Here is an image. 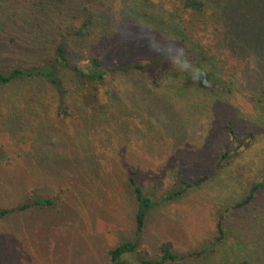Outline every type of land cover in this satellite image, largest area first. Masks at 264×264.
<instances>
[{"label":"rangeland","instance_id":"374dc122","mask_svg":"<svg viewBox=\"0 0 264 264\" xmlns=\"http://www.w3.org/2000/svg\"><path fill=\"white\" fill-rule=\"evenodd\" d=\"M65 1L70 7L79 4L78 0ZM144 1L96 0L93 12L105 10L112 15V21L102 33L99 32V38L77 45L80 50L74 43L75 39L70 38L68 47L76 51L74 62L85 67L89 58L103 49L107 50V64L149 61L158 55L152 48H163L167 52L183 48L187 55L189 51L184 44L163 38V33L141 20L134 11H153L162 14L164 20L175 13L172 23L185 28L188 37L198 45L197 50L202 49L210 62L214 60L220 69L225 67L223 76L228 82L234 76L236 81L232 87L233 94L226 99L229 102L210 107L205 106L211 100L203 97L205 85L199 83H190L187 98L177 105L170 102L165 93L146 95L141 92L142 85L146 86L141 78L129 79L125 88L123 84L115 83L122 90L131 89L126 101L133 106L126 118L127 128L133 133L128 139L115 138L112 141L119 147L127 140L130 150L115 167L118 178H124L140 166L136 176L142 186L163 193L177 176L189 180L209 176V181L202 187L180 201L162 206L151 215L142 247H147L151 257H156V249L161 242L171 241L180 253L207 251L212 257L205 258L206 264H264V109L256 102V99H262L264 90V49L261 50L250 36L247 38L250 47L240 49L237 52L240 56L232 50V46L226 43L228 35L225 29L214 25L220 18L216 19L218 13L213 12L217 7L211 6L213 3L209 0L203 15L185 10L181 0H146L148 4L141 7L140 3ZM10 4L14 9L17 5L20 16L26 13L23 12L24 5L17 4L16 0ZM7 7V3L0 5V15ZM71 12L75 18L74 25L79 28L84 19L83 12L77 8ZM250 19L253 21V17ZM253 22L251 28H264L261 18H255ZM27 37V33L12 26L0 32V68L9 67L17 59L31 60L27 53L21 52ZM158 69L173 73L189 72L170 58ZM224 73L229 74L225 76ZM16 88L9 90V95H14ZM5 93L0 95L2 102L8 95ZM138 108L142 110L137 111ZM149 110L153 118L149 117ZM40 115L28 113L20 124L12 121L14 114L9 113L6 120L10 119V124L22 129L14 136L6 129L9 123L4 119L0 121V151L6 153L5 159L0 161V205L12 207L19 203V198L26 195L25 190L54 193L67 189L69 180L61 177L69 166L70 157L64 159L62 153L68 149L66 142L68 138L75 137L79 125L77 122L65 124L53 117L51 129L47 127L46 130L49 129L52 138L48 152H55V155L44 158L40 164L36 161L31 164L26 152L34 144V135L44 130ZM231 121L239 136L245 137L254 131L256 138L248 148H240L225 167L217 169L216 154L237 146L225 128ZM148 126L166 134L163 132L164 135L156 140L138 138L134 130H145ZM107 132L103 130V136ZM172 145H177L175 152ZM110 181L113 185L108 188H102L104 186L97 181L93 187H78V191L83 190L81 193L76 194L74 188L66 191L71 198L87 191V202L82 204L79 212L69 211V208L58 214L33 211L0 221V264H109L107 252L122 240L131 239L134 232L133 207L128 193L118 180L111 178ZM257 184L262 186L251 202L238 207ZM14 187L17 188L12 189ZM18 187L22 190L20 193ZM219 212L228 216V240L214 247Z\"/></svg>","mask_w":264,"mask_h":264},{"label":"trees","instance_id":"16d2710c","mask_svg":"<svg viewBox=\"0 0 264 264\" xmlns=\"http://www.w3.org/2000/svg\"><path fill=\"white\" fill-rule=\"evenodd\" d=\"M13 1L0 0V5L8 4L0 15V32L12 26L15 30L27 33L28 37L21 47V52L27 53L31 60L17 59V62L10 64L9 67L6 65L0 68V95L5 92L8 94L4 98L5 102L0 99V121L4 119L8 122L6 129L11 135H16L22 129L10 124L11 120L23 124V116H27L28 113L41 114L40 122L44 130L34 135V144L29 148V152H26L31 164L34 161L40 164L44 158L49 159L55 155V152H48L52 141L49 129L53 125V117L65 124L77 122L79 126L73 139L66 136L68 151L62 153V158L70 157L69 166L61 177L69 180L67 189L62 188L54 193L25 190L27 196L19 198V203L12 207L6 204L0 205V221L16 214L33 211L58 214L62 209L66 211L69 208V211L79 212L83 208L82 204L87 202L85 199L87 191L73 198L67 196L66 191H72L74 188L77 190L76 194L81 193L83 190L78 191V187L84 185L93 187L97 181L104 186L102 188H108L113 185L111 178H115L127 191L133 207L131 218L134 221V232L131 239L122 240L107 252L109 264H194L197 262L206 264L205 258L212 257L207 251L180 253L174 249L171 241L161 242L156 249V257H151L148 248L142 247L151 215L160 210L162 206L180 201L202 187L209 181V176L194 180L177 176L163 193L153 192L142 186L140 179L136 176V171L140 166L134 168L133 172H129L124 178H118L115 167L120 160L124 159V156L129 154L130 150L127 140H124L125 142L119 147L115 146L112 141L115 138L128 139L130 133H133L127 128L126 121L127 116L131 114L129 110L133 106L126 101V95L131 92V89L122 90L120 86H115L117 85L115 83L119 82L125 88L128 86L129 79L141 78L146 84V86L142 85L141 92L146 95L165 93L174 105L180 104V100L187 98L190 83H199L206 87L202 92L203 97L211 99L205 105L210 107L212 104L215 106L229 102L226 99L233 94L232 87L236 76L228 82L223 76L225 67L220 69L214 60L210 62V59L201 52L202 49L197 50L198 45H195L188 37L185 28H182L180 24L172 23L175 13L171 14L168 20H164L162 14L139 10L134 12L141 20L157 28L160 34L163 33V38L177 41L187 47L189 52L185 58L188 63L192 64L187 68L189 72L160 71L159 66L169 59L168 53H172L173 58L179 55L176 52L167 51L156 55L149 61L134 60L128 63L107 64L105 60L107 50L103 49L89 58L87 66L80 67L74 62L76 51L73 52L68 47L70 38L75 39L76 46H82L84 43L91 42V39L99 38V32L102 33L112 21V15L109 12L100 10L101 12L94 13L96 0H78L79 4L74 7H70L65 0H16L17 4L24 5L23 12L26 11L20 16L16 9L17 5L14 9L10 4ZM209 1L213 3L211 6L217 7L213 12L218 13L216 19L220 18L214 25L217 28L221 26L228 33L225 39L227 45L232 46V50L237 53L240 49L250 47L247 42L250 36L261 50L264 49V28H259L260 30L251 28L255 18L264 20V0ZM207 2L208 0H181L185 10H190L194 15L205 14L208 8ZM147 4L146 0L140 3L141 7ZM73 8H77L84 15L79 28L74 25L75 18L71 12ZM227 15L230 17L234 15V18L226 17ZM252 17L253 21L250 19ZM197 69L202 75L194 79L193 75ZM227 74L229 73H224L225 76ZM166 82L168 86H165ZM11 89H14L11 91L14 95H9ZM256 102L264 109V90L262 99H256ZM32 110L37 112L33 113ZM141 110V108L137 109V111ZM151 110L154 111L153 108ZM151 110H149V117L153 118ZM9 113H13L14 116L11 120H6ZM47 127L48 130H46ZM225 128L237 146H230L220 154H216L217 169L225 167V164L240 151V148H248L256 138L254 131L245 137L239 136L232 121L228 122ZM103 130L108 131L105 136H103ZM134 132L138 138L145 140L160 139V136L164 135L162 134L164 131L158 132L152 126L146 127L145 130L137 128ZM63 139L65 140L64 136L62 137L64 142ZM176 146L172 145L171 149L176 150ZM5 157L6 153L0 151V161ZM175 175L173 173V176ZM261 186L262 184L255 185L250 196L238 204V207L249 204ZM154 189L156 190V186ZM18 190L19 193L22 191L19 187ZM228 232V216H225L224 212H219L215 223L214 247L227 243Z\"/></svg>","mask_w":264,"mask_h":264},{"label":"clouds","instance_id":"9594fccd","mask_svg":"<svg viewBox=\"0 0 264 264\" xmlns=\"http://www.w3.org/2000/svg\"><path fill=\"white\" fill-rule=\"evenodd\" d=\"M152 51L157 52V54H164V49L163 48H159V49L158 48H152ZM175 51L179 55L176 56L175 58H173L172 53H168L169 58L172 60L173 63H175L179 67H182L183 69H187L190 65H189L187 59L185 58L184 49L183 48H178ZM200 75H202V73L200 72V70L197 69L194 72L193 78L197 79V78H199Z\"/></svg>","mask_w":264,"mask_h":264}]
</instances>
